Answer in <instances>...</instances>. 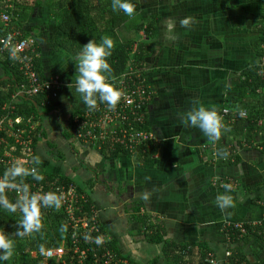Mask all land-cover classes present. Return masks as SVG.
I'll return each mask as SVG.
<instances>
[{"label":"crops","instance_id":"0c3cea01","mask_svg":"<svg viewBox=\"0 0 264 264\" xmlns=\"http://www.w3.org/2000/svg\"><path fill=\"white\" fill-rule=\"evenodd\" d=\"M262 10L264 0H141L142 18L158 16L152 52L142 69L152 95L147 127L155 140L154 155L144 162L136 157L103 156V149L75 139L71 120L85 105L74 91V56L60 48L65 37L42 11L22 22L24 37L34 40L39 50L44 81L57 77L60 82L59 89L46 92L52 109L47 111L44 105L36 121L44 134L36 144L41 165L49 174L93 187L91 199L99 226L132 263L165 264L161 246L144 241L131 221L138 207L142 215L162 224L168 243L193 248L194 253L183 255L187 264L200 259L198 245L209 252L207 264L209 260L236 264L233 241L248 233L232 236L225 225L264 224L263 146L241 145L238 160L227 162L216 154L220 140L207 142L198 129L181 119L202 105L215 109L224 123L222 112L228 111L236 95L235 79L257 66L263 68L264 57L254 53L260 38L254 27L264 23L259 16ZM185 20L187 25H182ZM120 36L132 35L122 28ZM4 80L7 77L0 68V81ZM3 94L0 89V98ZM65 130L71 139L64 136ZM224 138L227 143L232 139ZM225 184L231 186L227 194L234 206L221 211L215 197L224 194ZM241 251L249 264L264 260V244L253 235Z\"/></svg>","mask_w":264,"mask_h":264},{"label":"trees","instance_id":"16d2710c","mask_svg":"<svg viewBox=\"0 0 264 264\" xmlns=\"http://www.w3.org/2000/svg\"><path fill=\"white\" fill-rule=\"evenodd\" d=\"M140 2L141 0H131V3L135 7V13L132 17H128L122 12H114L112 10V0H0V16L2 14L9 16L11 19L10 29L21 32L20 38H16L17 40H21L22 38L27 39L24 37L26 34L22 30V22L31 18L37 11H42L43 14H46L48 21L55 25L57 30L65 37L63 41L59 42V46L65 53L71 56L79 52L83 45L91 39L99 42L102 37L111 38L114 47L111 56L108 58V62L112 68V80L125 74L131 63L136 70L143 69L146 56L152 52L150 42L155 37L157 31L158 16L153 15L142 18L140 16ZM259 16L262 17L264 22V10L260 11ZM122 28L130 31L132 36L128 39L121 38L120 30ZM254 28L260 34V38L254 44V53L256 56L263 58L264 49H258V46L264 45V23ZM139 33H142L141 40H139ZM6 36L7 28L3 27L0 23V38H5ZM31 50L36 55L39 53L35 42L31 46ZM26 55L32 57L33 69L39 82H44V73L39 56L34 57L30 53H26ZM0 68L7 77V80L0 81V89L4 91L2 98H0V116L10 118L20 117L23 119V123L32 117L34 122H36L39 119L40 111L44 109L43 106L47 105L46 92L43 91L33 97L26 96L33 103L20 98L18 91L20 86L25 84V78L19 70L17 61L10 57L8 52L0 55ZM233 88L236 90V95L229 101V115L225 117L224 121V124L230 131L223 133V137L218 143L219 148L232 152V150L238 151L243 144H247L249 148L254 144L256 146L253 148L263 146L262 150H264V107L262 101L264 93V67L260 68L257 66L237 77L233 83ZM148 92L151 93L150 90ZM151 100L152 95H150L149 104ZM3 107H5V110H2ZM46 107H49L46 108L47 111L52 109L49 105ZM147 108L144 109L145 114ZM240 111H246V119H237L230 115L233 112ZM144 128L148 130L146 118ZM227 135L232 137L228 143L224 141V137ZM42 136L44 134L41 128L37 127L33 134L34 157H38L36 144ZM64 136L67 139H71V134L67 130H65ZM229 145L231 149L227 148ZM154 150L155 145L151 144L148 150L144 152L138 150L134 155H130L122 148H114L113 151L103 149L101 154L108 157L119 155L136 157L138 160L144 162L152 158ZM231 159H235L236 161L238 157L237 155H233ZM227 162H230V160ZM35 167H37L38 172L43 176L42 180L36 181L29 175L23 178V181L17 178L16 183L20 185L21 183L26 184L28 187L31 186L30 184H36L37 186H41L44 191L49 190L48 186L52 182H58L61 186L71 185L85 199V203H79L83 210V217H90L92 212H94L91 199L92 186L85 188L75 184L65 176L49 174L43 169L41 162L39 165L35 164ZM6 169L8 167L0 165V178H3ZM50 192L56 194V192ZM17 200L19 199L16 193L0 190V231H4L14 241L13 254L4 264H77V257L73 253L72 242L69 238L68 220L64 213L57 208L41 207L40 230L22 238L15 236L16 224L22 219V214L19 210L16 213H9L3 207V204H14ZM131 221L138 226L139 234H141L144 241L161 246V258L165 264H187L183 255L194 253L191 247L168 243L165 240V231L162 224L155 219L152 220L150 216L142 215L139 207L133 210ZM97 226L100 233L106 235L99 226V223ZM246 229L247 236L233 241L234 248L232 253L236 264H249L241 251L242 247L247 244L250 236L253 234L250 227H246ZM60 247L63 248V255L60 261H57L55 258L48 259L42 255L46 251ZM79 247L80 249H85L86 246L80 244ZM105 247L116 254H120L115 242L112 240L108 239ZM87 248H90V250L95 249L91 246H87ZM196 249L198 250L196 254H200V259L193 264H207L205 260L209 253L208 250L202 245H198ZM255 264H264V260L258 261Z\"/></svg>","mask_w":264,"mask_h":264},{"label":"built area","instance_id":"2783aa9c","mask_svg":"<svg viewBox=\"0 0 264 264\" xmlns=\"http://www.w3.org/2000/svg\"><path fill=\"white\" fill-rule=\"evenodd\" d=\"M7 8L9 7L7 6ZM10 22L11 19L8 15L2 14L0 16V23L7 28V36L0 38V55L8 52L9 56L12 57L11 50L15 49L17 57L15 60L25 78V84L20 86L18 94L33 97L43 91L59 89L60 82L57 77L49 82H39L33 69L32 57L26 55V53H30L37 57L31 50L34 41L23 38L17 40L16 38H20L21 34L18 30L10 29ZM261 66L264 67V60ZM142 72V69L136 70L131 63L125 74L110 80L122 93L121 99L114 109H109L106 105L98 103L96 110L89 111L87 108H83L82 111L74 115L71 123L74 128L75 139L99 149L122 148L130 155H134L138 150L144 152L149 149L151 144H155L151 131L144 128L146 118L144 109L148 107L151 93L148 92L149 88ZM262 101L264 107V93ZM2 110H5V107ZM228 115L229 111L222 112L223 117ZM230 115L237 119H246L247 116L246 111L233 112ZM36 128L37 124L32 117L23 123V119L20 117L0 116V165L8 168L13 164H20L29 169L35 167L33 134ZM243 146L247 147L245 144ZM227 152L229 155L227 159H223L224 161H232V156L237 155L236 150ZM30 185L28 187L29 195H39L52 191L59 196L61 206L58 210H61L68 220L69 238L72 242L73 253L77 257V264H134L122 255L105 247L108 237L99 231L96 212H92L90 217H83V210L79 203H85V199L76 192L75 187L71 185L61 186L58 182H52L48 186L49 190L44 191L41 186ZM3 191L16 193L19 200L24 197V193L16 188H4ZM250 228L253 231L252 235L264 244V224H254ZM224 229L232 236L247 235L246 227L238 223L226 224ZM86 236L89 239L86 240ZM97 237L102 240L100 245L94 242ZM80 244H84L85 249H80ZM87 246L95 249L90 250ZM62 253L63 248L60 247L46 251L42 255L45 258H55L60 261ZM88 253L92 254L89 255ZM229 256L230 254H225V257ZM208 262L214 264L213 260Z\"/></svg>","mask_w":264,"mask_h":264},{"label":"clouds","instance_id":"9594fccd","mask_svg":"<svg viewBox=\"0 0 264 264\" xmlns=\"http://www.w3.org/2000/svg\"><path fill=\"white\" fill-rule=\"evenodd\" d=\"M111 8L114 12H122L128 17H132L135 13V7L131 0H112ZM181 23L187 25L188 21L185 20ZM113 47V41L109 37H102L99 42L91 39L73 57L77 74L74 81V91L89 111L96 110L98 103L106 105L109 109H114L121 99V91L110 82L112 68L108 58L112 54ZM11 54L12 58H17L15 49L11 50ZM72 84L73 82L70 85ZM181 119L186 123V126L198 129L207 142L212 144L218 142L223 133L230 131L215 109H208L202 105L193 107ZM216 154L221 159H227L229 155L223 149L218 150ZM34 163L39 165L38 157H34ZM29 175L36 181L43 179L37 167L29 169L20 164H13L6 169L3 178L0 179V190L16 188L24 193L23 199L17 200L14 204H3L9 213H16L19 210L22 214V219L17 222L15 231V236L21 238L40 230L41 207L58 209L61 206V200L55 193L29 195V188L26 184L21 183L19 186L16 184L17 178L23 181V178ZM223 187L225 189L224 194H218L215 197L216 207L221 211L234 206L232 197L227 194L231 191V186L225 184ZM85 239L87 240L89 237L86 236ZM94 242L100 245L102 240L97 237ZM13 248L14 241L4 231H0V264H4L11 258Z\"/></svg>","mask_w":264,"mask_h":264},{"label":"water","instance_id":"95a60500","mask_svg":"<svg viewBox=\"0 0 264 264\" xmlns=\"http://www.w3.org/2000/svg\"><path fill=\"white\" fill-rule=\"evenodd\" d=\"M20 98H22V99H25V100H27V101H30V102H32V103H33V101H32L31 99H29V98L25 97L24 95H20Z\"/></svg>","mask_w":264,"mask_h":264},{"label":"rangeland","instance_id":"374dc122","mask_svg":"<svg viewBox=\"0 0 264 264\" xmlns=\"http://www.w3.org/2000/svg\"><path fill=\"white\" fill-rule=\"evenodd\" d=\"M260 246V245H259Z\"/></svg>","mask_w":264,"mask_h":264}]
</instances>
